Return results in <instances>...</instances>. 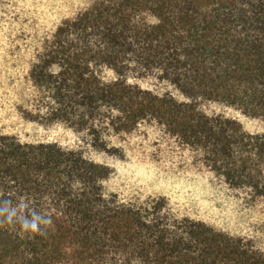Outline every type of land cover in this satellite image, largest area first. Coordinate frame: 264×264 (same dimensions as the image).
<instances>
[{
  "label": "trees",
  "instance_id": "trees-1",
  "mask_svg": "<svg viewBox=\"0 0 264 264\" xmlns=\"http://www.w3.org/2000/svg\"><path fill=\"white\" fill-rule=\"evenodd\" d=\"M101 67L116 75L104 81ZM33 119L106 137L154 121L235 188L264 195V133L199 110L220 101L264 118V0H94L58 27L30 72ZM157 76L187 101L130 82ZM111 168L57 143L0 134V199L51 215L44 236L0 228V264H264L244 238L176 216L164 198L105 191Z\"/></svg>",
  "mask_w": 264,
  "mask_h": 264
},
{
  "label": "rangeland",
  "instance_id": "rangeland-1",
  "mask_svg": "<svg viewBox=\"0 0 264 264\" xmlns=\"http://www.w3.org/2000/svg\"><path fill=\"white\" fill-rule=\"evenodd\" d=\"M93 1L0 0V134L79 151L111 168L104 182L106 193L124 201L164 198L176 216L244 238L264 252V195L229 185L207 165L202 152L158 123L145 121L132 132L109 135L108 150H101L96 141L64 123L31 118L40 98L30 76L32 64L62 22ZM99 74L104 81L116 79L108 67H101ZM130 82L187 101L174 85L157 76L132 77ZM197 107L210 117L239 122L246 133H264V118L248 116L224 102L200 99Z\"/></svg>",
  "mask_w": 264,
  "mask_h": 264
},
{
  "label": "clouds",
  "instance_id": "clouds-1",
  "mask_svg": "<svg viewBox=\"0 0 264 264\" xmlns=\"http://www.w3.org/2000/svg\"><path fill=\"white\" fill-rule=\"evenodd\" d=\"M4 227L15 229L22 236H44L53 227V220L24 196L6 197L0 199V228Z\"/></svg>",
  "mask_w": 264,
  "mask_h": 264
}]
</instances>
